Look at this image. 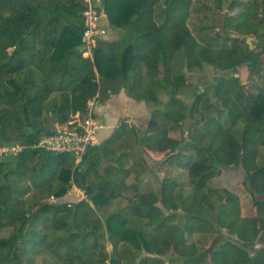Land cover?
Wrapping results in <instances>:
<instances>
[{
    "label": "trees",
    "instance_id": "obj_1",
    "mask_svg": "<svg viewBox=\"0 0 264 264\" xmlns=\"http://www.w3.org/2000/svg\"><path fill=\"white\" fill-rule=\"evenodd\" d=\"M211 1L220 11L224 0ZM191 2L100 0L95 9L107 27L131 38L126 44L97 39L84 57L85 0H0V146L20 147L0 158V232L7 233L0 235V264H29L22 257L39 251L54 264H264V247L255 248L264 232V155L258 152L264 146V25L254 22L264 15V0L231 1L230 9L242 10L224 18L226 31L255 37L252 50L237 38L226 37L220 47L197 41L186 24ZM201 64L243 66L249 82H257L244 91L236 79H217L186 110L175 96L185 86L184 72ZM120 90L159 105L142 132L114 128L78 160L35 147L55 126L84 116L88 101ZM155 90L167 98L158 101ZM186 118L192 122L185 129ZM172 128L178 138L170 136ZM146 151L163 155L158 168L173 159L186 184L159 179L148 169ZM186 152L192 158L181 161ZM221 168L243 172L240 187L249 203L241 192L209 187ZM146 174L155 186L140 191ZM71 187L83 194L81 201H48ZM110 201L125 205L102 212ZM216 230L227 238L204 250L191 239Z\"/></svg>",
    "mask_w": 264,
    "mask_h": 264
},
{
    "label": "rangeland",
    "instance_id": "obj_2",
    "mask_svg": "<svg viewBox=\"0 0 264 264\" xmlns=\"http://www.w3.org/2000/svg\"><path fill=\"white\" fill-rule=\"evenodd\" d=\"M91 0H89L90 2ZM231 1L234 0H224L222 3V8L220 11H217L214 6L212 5L211 0H192L191 2V11L190 17L188 18L186 24L191 31L193 37L200 41V43H208V45L212 44L214 47H220L224 45V43H228L225 41L227 38H237L239 42L244 41L247 44V48L249 50L253 49V44L256 42L255 37L253 35L248 36H241L237 35L233 31H226L223 27L225 24L224 18L228 15H231L237 11L242 10L240 5L233 6L230 9L229 4ZM238 3H245L248 0H235ZM257 2L259 0H256ZM91 5H95L90 2ZM97 5V4H96ZM202 5H208L205 10H202ZM156 8V10H158ZM264 8V7H263ZM155 10V11H156ZM160 10V9H159ZM157 12V11H156ZM254 20L255 23L258 25H264V15L257 16ZM208 25V26H207ZM206 27V28H202ZM104 38L107 36L106 32L103 34ZM102 35V36H103ZM101 36V37H102ZM218 36V38H217ZM217 38V39H216ZM102 39V38H101ZM264 63V58H263ZM184 71V70H183ZM143 73V71H142ZM142 76H145L143 74ZM184 82L185 86L180 90L179 93L176 94L175 98L179 101H182L183 106L187 110L188 106L191 103V100L194 95H205L207 93H211V89L217 85V79H222V82H230L231 80H237L240 83V87L244 91L250 89L251 83H256L257 81L252 77L253 81L250 83V76L248 71L243 67H235L231 70H223L221 68L212 67L210 65L201 64L200 67H194L190 72H184ZM156 91V90H155ZM155 95L158 101H164L167 96L162 93V91H156ZM107 96V95H106ZM119 99V100H118ZM215 101V100H214ZM217 102V101H216ZM216 102H213L217 105ZM104 107H102L99 114H97V100L92 103L91 109V116L94 120L96 126H98L95 132V144L103 141L107 138L114 128H118L121 125L126 127L127 131L130 129L135 128L137 131L142 132L145 129L146 123L150 119L151 116H155L154 112L157 108H159L158 104L152 105L151 103H146L143 101H138L132 97H129L124 91L121 98L118 96H114L111 101L107 104L105 103ZM108 105V106H107ZM93 107V108H92ZM96 108V109H95ZM74 116V115H73ZM96 116V117H95ZM80 117V116H79ZM78 117V118H79ZM192 122L191 119H185L182 123V126L186 129L190 123ZM103 124V125H102ZM102 125V126H101ZM64 126V125H63ZM63 126H55V127H63ZM54 127V128H55ZM170 136L172 138H178L179 130L176 128H172L170 132ZM258 152L260 155H264V146H260L258 148ZM146 160L148 162V169H151L155 174L158 176L159 179L167 178V179H176L178 182L186 184V174L183 170L178 169L175 166V162L167 163L163 167L158 168V165L155 162L161 161L163 158L162 154L151 153L146 151ZM182 160H185L186 157L192 158L193 154L190 152L182 153ZM145 157V156H144ZM263 158H261L262 160ZM264 162V160H262ZM112 164V163H111ZM105 164H103L104 166ZM103 166L100 168H103ZM243 177V172L237 169H220L218 176L209 180L208 185L212 189H227L232 190L233 192L240 193L239 196L242 201L249 203V196L242 191L240 187L241 181ZM128 183H132V179L129 178ZM29 181H25L22 184H28ZM154 180L151 175L146 174L142 178V182L139 184L140 191H146L149 188H154ZM78 191V190H77ZM65 195L59 199L48 201L50 203H73L78 202L79 199L83 198V194L81 192H76V189L71 187L66 191ZM188 190H185V193ZM132 193V192H131ZM132 195V194H131ZM127 197L130 194L126 195ZM245 204H241V211L240 216L245 217L248 213L246 211ZM125 205L124 201H110V203L102 208V212L113 211L116 207H121ZM180 212V211H179ZM181 213V212H180ZM6 232H0L1 236H5ZM263 236H261V235ZM261 236V244L264 245V232L259 233ZM258 235V237H259ZM213 237V238H212ZM227 236L224 234L223 231L216 230V233L212 236L203 235V234H195L192 236V241L197 245V247L201 248L202 250L209 248L217 239L218 241H222ZM216 241V242H218ZM105 249L109 253L111 247L108 242L105 243ZM254 247H249V252L254 251ZM22 260L29 264H54L53 260L44 252H34L33 254H26L22 257ZM169 264V263H167Z\"/></svg>",
    "mask_w": 264,
    "mask_h": 264
},
{
    "label": "built area",
    "instance_id": "obj_3",
    "mask_svg": "<svg viewBox=\"0 0 264 264\" xmlns=\"http://www.w3.org/2000/svg\"><path fill=\"white\" fill-rule=\"evenodd\" d=\"M86 1V8L83 12L84 30L81 37L83 56L90 57V52L97 37L104 34V30L98 27L100 14L95 6ZM93 100L87 102L86 113L79 117L76 113L63 127H55L52 134L41 137L35 147L50 152H70L77 157L84 153L85 149L95 144V132L98 129L91 116V105ZM79 117V118H78ZM20 151L17 145L0 146V158L14 156ZM78 189H76V192ZM80 192V191H79ZM67 193V192H66ZM84 198V197H83ZM83 198L79 199L81 201ZM51 200H54L50 197ZM69 206V205H68Z\"/></svg>",
    "mask_w": 264,
    "mask_h": 264
},
{
    "label": "crops",
    "instance_id": "obj_4",
    "mask_svg": "<svg viewBox=\"0 0 264 264\" xmlns=\"http://www.w3.org/2000/svg\"><path fill=\"white\" fill-rule=\"evenodd\" d=\"M95 2V3H94ZM99 2L100 0H93V3L95 4V8H97L99 6ZM97 4V5H96ZM100 19H99V28L104 30V33L106 32V37L104 38V35L101 37H97L94 41L93 47L95 46V43L98 40H100L102 43L104 42L105 44H109V43H121V44H126L127 42L130 41V34H128L126 31H121V30H111L109 29V27H107L106 21L104 19V15L103 13L100 11ZM102 38V39H101ZM123 95V90H120L118 92V94H116V96H118V98H121V96ZM115 95H105V96H101L97 98V114H99V112L101 111L102 107H104V105H106L105 103L107 102V104L111 101V99L114 97ZM119 100V99H118ZM108 106V105H107ZM96 109V108H95ZM103 125V124H102ZM101 125V126H102ZM261 235V234H260ZM258 237V239L256 240V245L255 248H261L264 247L263 244H261V235Z\"/></svg>",
    "mask_w": 264,
    "mask_h": 264
},
{
    "label": "bare ground",
    "instance_id": "obj_5",
    "mask_svg": "<svg viewBox=\"0 0 264 264\" xmlns=\"http://www.w3.org/2000/svg\"><path fill=\"white\" fill-rule=\"evenodd\" d=\"M93 52V51H92ZM93 108V107H92ZM96 117V116H95Z\"/></svg>",
    "mask_w": 264,
    "mask_h": 264
}]
</instances>
